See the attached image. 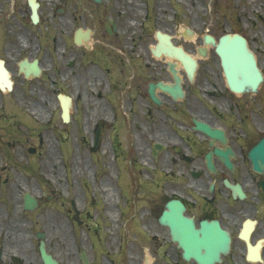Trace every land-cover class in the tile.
<instances>
[{
  "label": "flooded vegetation",
  "instance_id": "flooded-vegetation-1",
  "mask_svg": "<svg viewBox=\"0 0 264 264\" xmlns=\"http://www.w3.org/2000/svg\"><path fill=\"white\" fill-rule=\"evenodd\" d=\"M169 2L114 0V6H126L145 14L144 23L153 21L149 19L150 13H164ZM108 3L109 0L98 3L93 0H0V60L11 72L13 80L11 91L0 89L1 140L21 142V81L26 84L28 80L39 79L48 70L53 71L48 73L49 76H54L55 64L51 62L48 44L55 47L56 56L62 59L65 52L57 50L58 46L65 45L62 44L65 38L61 29H67L73 45L78 28L90 29L93 50L96 44L104 42L106 36V10L112 9ZM188 3L192 12L191 24L197 28L192 30L198 35L202 28L198 16L200 0H189ZM33 7L38 14L37 23L31 19ZM242 24L244 28L240 32L247 39L263 75L256 91H231L223 81L213 49L206 48V56H197L193 79L187 77L183 63L178 61L183 96L175 99L155 87L153 93L159 99L158 103L151 97L150 83L173 82L164 56L156 58L151 47H145L144 56L132 70H122L120 61L115 64L122 79L118 87L120 93L116 96L117 107H125L124 111L119 110V123L131 126L130 135L134 141H143L141 147L148 148L154 140L160 141L164 151L156 159L170 150L179 164L177 171L186 178L173 184L162 182V191L149 198L147 216L152 224L155 213L162 211L165 202L176 198L184 205L183 213L193 220L197 229L207 228L203 227V222H217L229 237V247L215 264H264V37H261L264 29L259 33L260 28L255 29L248 21ZM110 29L111 39L120 34L121 23L114 20ZM230 30H235L234 26ZM196 39L202 43V35ZM84 45L83 42L80 47ZM34 58L41 73L26 78L21 63ZM73 59L67 61L71 68ZM123 72L126 76L121 75ZM28 83L30 88L36 87ZM121 87L124 88L123 94ZM196 121L215 131L210 133L197 128ZM145 138L152 141L147 144ZM4 152L6 160H0V207L6 202L14 207L21 206V150ZM172 167L168 166L169 169ZM224 179L234 186L239 185L242 196L234 192ZM16 217L5 221L3 211L0 212V264L40 263L39 241L32 231L25 230L23 217L19 214ZM78 223H84L83 216ZM157 233L165 238L163 253L172 257L176 255L165 264H199L181 258V249L171 241L167 226L158 228ZM15 236L21 239L15 240ZM69 247L72 250L69 254L73 253L81 264L78 250L74 252L73 246ZM205 248L201 246V249ZM85 252L90 264H97L96 255L87 248Z\"/></svg>",
  "mask_w": 264,
  "mask_h": 264
},
{
  "label": "rangeland",
  "instance_id": "rangeland-1",
  "mask_svg": "<svg viewBox=\"0 0 264 264\" xmlns=\"http://www.w3.org/2000/svg\"><path fill=\"white\" fill-rule=\"evenodd\" d=\"M188 2L189 0L185 2L170 0L169 6L176 5L179 7V12L174 13L168 7L167 13L157 11L151 13L149 19L153 21L143 23L141 12L126 6L116 7L114 0H109L108 5L112 9H107L106 14L121 23L122 30L118 36L111 39L105 36L104 42L99 44L101 45L99 50L88 52L82 47L73 45L67 29H61L65 38L62 41L65 45L59 48L65 52L63 58H58L54 52L55 47L48 44L51 62L55 64L54 76H51L57 81L50 80L46 76L28 80L26 84L21 81V142H6L8 144L5 145L0 139V160H4L6 150H21V186L25 187L21 189L38 198L42 191H45L46 195H50V200L48 201L46 197L40 200L33 211L18 210L14 213L13 205L6 202L0 207V212L3 211L5 221L10 220L11 217L18 218L16 217L18 214L21 215L27 232L28 230H42L45 233L49 231L52 240H48L47 248L55 258L59 259L60 264H78L74 257L66 254L62 247L66 242L61 243L60 234L56 233V227L61 224H64L62 226L64 230L68 229V218L73 213L72 210H68L71 208V200L74 201L79 213L86 216V225L83 226V223L82 227L75 224L73 227L69 226L75 231V242L78 245L84 242L89 250L91 249L88 242H94L93 250L98 247L96 250L98 256L93 251L92 253L96 255L97 264H109L100 252L115 257L116 264H143L147 254L137 246L144 244L140 241V235L133 236V234L139 233L137 217H143L145 222H149L150 219L146 217L148 206L140 200V197H145L146 187L153 185L151 184L154 181L153 177L161 180L162 173L170 184L186 180L183 173L179 174L177 171L179 164L170 150L161 154L154 164L147 159L142 160L146 154V147H141L143 141L138 140L132 144L131 136L126 139V125L121 127V137H116L118 129L110 120L109 107L115 111L118 104L117 89L122 79L117 76L116 63L112 66L109 64L117 59L121 62L122 70L125 68L132 70L144 56L145 47H148L151 40L154 41L156 29L172 34L176 42L193 51L198 45L197 39L190 42L183 36L185 26L197 29L191 24L192 12ZM202 4L212 7V11L208 14H205L204 8L198 11L200 26L203 19L208 22L203 26L205 32L211 33L214 30L219 34L221 31L218 27L222 28L223 24H226V29L227 25L233 24L238 17H241L238 20L240 21L238 27L243 29L241 22L246 21L243 15L249 19L255 29L260 28L259 33L264 29V24L259 25L257 19L258 15L264 19V0H202ZM172 8L176 10L174 6ZM173 14L179 25L172 23L175 21ZM49 26L52 28V24ZM261 34L264 37L262 32ZM94 48H97V44ZM71 56L74 58L73 67L69 68L67 61L72 58ZM103 60H106L105 66L101 65ZM93 71L95 74L89 76ZM48 72L53 71L48 70ZM28 82L35 84L36 87L30 88ZM76 86L79 87L78 91L81 95L78 98H75ZM59 91L72 95L74 99L71 120L68 123H63L58 117L56 93ZM28 109H35L39 116H34ZM48 113L53 115L52 119H49ZM117 118L119 121V113ZM98 120L105 122V125H103L100 146L92 151L90 137ZM145 139L147 143L151 138ZM31 146L35 147L34 153L28 151V147ZM121 152L123 156L116 158L115 154ZM76 158L83 162H75ZM170 165H173L170 168L172 172L164 174ZM102 184L113 188V214L108 211V205L103 198ZM132 186L137 187L136 203ZM117 193L121 194L120 201ZM148 228L150 229L149 224ZM65 234L67 236V230ZM67 239L69 240V235ZM151 240L158 241L156 245L158 248L164 238L158 236ZM163 256L161 252L155 251L150 260L152 259V264H160L164 261Z\"/></svg>",
  "mask_w": 264,
  "mask_h": 264
},
{
  "label": "water",
  "instance_id": "water-1",
  "mask_svg": "<svg viewBox=\"0 0 264 264\" xmlns=\"http://www.w3.org/2000/svg\"><path fill=\"white\" fill-rule=\"evenodd\" d=\"M34 21L36 20V15L34 14ZM158 37L161 41L166 42L169 47L164 49V52L168 55H174L181 57L183 56V51L178 47H174L169 43L168 36L157 32ZM205 41L210 42L214 45L215 51L217 52L222 69L224 71L227 84L231 89L243 90L245 87H251L254 89L261 80L260 72L255 64V59L252 53L247 49L245 39L237 34H225L221 36L218 42H215L212 37L206 36ZM156 53V52H155ZM187 57V56H186ZM34 72L38 71L36 67H31ZM28 74V73H27ZM159 85L168 91H178L179 86L176 85L174 88L165 86L161 83ZM61 107H62V117L64 120L68 118V98H62L61 96ZM100 128H97L96 135L94 139L95 149L99 143ZM35 205V201L28 194L25 196V206L28 209H32ZM168 210H164L159 217V221L164 224H168L172 229L173 239L177 240L179 244L183 247V256L185 258L193 257L203 264H211L218 256V250H225V245H219L217 251L214 249L207 251L205 256L200 255L196 248L199 243L197 238L196 229H193L189 220L182 218L180 211L176 206L174 201H169L167 203ZM40 252L44 264H56L55 260L47 255L44 251L43 245L40 247Z\"/></svg>",
  "mask_w": 264,
  "mask_h": 264
},
{
  "label": "bare ground",
  "instance_id": "bare-ground-1",
  "mask_svg": "<svg viewBox=\"0 0 264 264\" xmlns=\"http://www.w3.org/2000/svg\"><path fill=\"white\" fill-rule=\"evenodd\" d=\"M130 23H132V22H130ZM90 74H91V72H90ZM37 111V110H36ZM38 112V111H37ZM37 112H35V109H34V113H36L37 114ZM35 114V115H36ZM38 116H39V114H38ZM89 118V117H88ZM49 155L51 156V153H49ZM149 159V157L148 156H144L143 157V161L144 160H146V159ZM75 162H77V163H80V162H83L82 160H79V159H75ZM78 165V164H77ZM110 176V175H109ZM102 190H103V198L105 199V202H106V204L108 205V211L110 212V213H112L113 214V211H112V205H113V197H114V192H113V188H111V187H109V186H107L106 184H102ZM62 226H63V224H61V226H58V227H56V233H59L60 234V242H66V239H65V233H64V229L62 228ZM64 230V231H63ZM14 239L15 240H20L21 239V237L20 236H15L14 237ZM68 242V241H67ZM67 244V243H66ZM25 250H27V248H24ZM66 249H67V253H69L70 252V247H69V245L67 244L66 245Z\"/></svg>",
  "mask_w": 264,
  "mask_h": 264
}]
</instances>
